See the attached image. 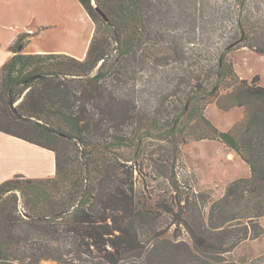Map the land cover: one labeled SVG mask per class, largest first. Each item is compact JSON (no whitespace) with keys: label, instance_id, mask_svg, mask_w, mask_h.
I'll list each match as a JSON object with an SVG mask.
<instances>
[{"label":"trees","instance_id":"trees-1","mask_svg":"<svg viewBox=\"0 0 264 264\" xmlns=\"http://www.w3.org/2000/svg\"><path fill=\"white\" fill-rule=\"evenodd\" d=\"M78 2L95 25L83 60L25 54L36 33L24 32L0 68V132L55 156L54 177L0 184V264H236L225 255L263 236L264 87L240 80L228 56L264 55V0ZM211 103L244 118L219 130L205 116ZM146 140L164 152L145 159ZM190 140L220 142L250 172L208 221L210 196L181 191L174 173ZM125 147L132 156L106 155ZM145 160L169 195L146 193ZM239 201L245 213L217 221Z\"/></svg>","mask_w":264,"mask_h":264},{"label":"rangeland","instance_id":"rangeland-1","mask_svg":"<svg viewBox=\"0 0 264 264\" xmlns=\"http://www.w3.org/2000/svg\"><path fill=\"white\" fill-rule=\"evenodd\" d=\"M262 7L264 8L263 5ZM31 42L32 39L29 44ZM47 42L48 44L59 43L54 36H49ZM51 44L48 47L66 48V45L53 46ZM30 46L31 49L36 48L34 44ZM228 59L232 62L240 80H246L251 83L257 77L256 85L264 87V55L254 53L247 48H240L233 50L229 54ZM205 116L219 130L228 131L235 123L244 118V110L242 108H234L229 111H222L216 107L215 103H211L205 109ZM185 138L190 139L191 137ZM158 144V142L146 140L142 157L147 159L149 154H152L153 157L162 154L164 150ZM160 145H163V143ZM133 149L125 147L116 150V148H112L106 155L107 157H113L114 153H119L124 157H130L132 156V151H134ZM179 150V155L175 161L174 173L180 190L185 193H190L191 190L195 191V193L204 192L210 196L212 202L205 209L206 220L208 221L210 205L219 201L225 195L226 189L231 182L248 178L250 175L249 168L239 156L218 141L190 140L185 144H181ZM171 154L174 155V153L170 152L169 156L171 157ZM150 165L151 163L148 160L144 161V176L142 180L146 193L148 195H166L165 193H168L169 195L170 184L166 181V178H162L158 174L161 169H156L158 170L157 173ZM72 169L75 170V165ZM141 187L143 186L141 185ZM17 198L20 209L24 208L27 211L24 199L20 193L17 194ZM246 203L250 205L248 201H239L238 206L230 204L220 207L218 210L223 212L216 211L214 216L218 219L217 221H224L236 213L242 215L248 209L245 207ZM259 223L263 228V236L258 240H248L241 243L231 253L225 255L228 261L236 264H264V217L259 219ZM171 231H173V228ZM40 264H52V262L42 261Z\"/></svg>","mask_w":264,"mask_h":264},{"label":"crops","instance_id":"crops-1","mask_svg":"<svg viewBox=\"0 0 264 264\" xmlns=\"http://www.w3.org/2000/svg\"><path fill=\"white\" fill-rule=\"evenodd\" d=\"M95 25L78 0H0V68L19 33H36L25 54L61 53L83 60ZM54 36L59 43L48 44ZM31 44L36 45L31 49ZM66 45L51 48L49 45ZM69 47V48H68ZM22 175L31 179L55 175L53 152L0 132V184Z\"/></svg>","mask_w":264,"mask_h":264},{"label":"water","instance_id":"water-1","mask_svg":"<svg viewBox=\"0 0 264 264\" xmlns=\"http://www.w3.org/2000/svg\"><path fill=\"white\" fill-rule=\"evenodd\" d=\"M95 11L101 15V17L104 21H107L106 17L99 11V9L96 6H95Z\"/></svg>","mask_w":264,"mask_h":264}]
</instances>
